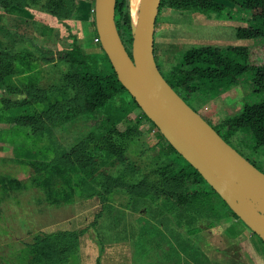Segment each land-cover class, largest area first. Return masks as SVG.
Listing matches in <instances>:
<instances>
[{
  "label": "rangeland",
  "instance_id": "374dc122",
  "mask_svg": "<svg viewBox=\"0 0 264 264\" xmlns=\"http://www.w3.org/2000/svg\"><path fill=\"white\" fill-rule=\"evenodd\" d=\"M212 1L233 17L220 21L193 6L181 9L173 2L160 6L153 52L162 76L184 51L199 46H248L249 65L264 64L252 49L261 45L260 40L234 38L240 11L224 1ZM26 2L31 4L26 10L0 11V52L10 57L0 81V264H27L29 256L21 254L32 238L54 233L76 235L65 264H212L220 243L213 236L209 239L208 228L222 232L225 226L219 215L179 208L173 200L146 191L150 185L156 187L154 157L162 143L156 130L139 122V111L132 109L117 123L115 133L106 134L101 112L81 110V96L70 75L83 69L80 55L98 50L87 37L91 26L71 20L45 22L35 13L45 1ZM125 12L131 35L129 0ZM71 49L66 63L60 56ZM93 70L110 71L107 64ZM200 99L195 98L192 107L217 127L242 104L264 97L247 80H240L212 100ZM227 142L264 173V144L254 148L240 132ZM211 202L222 209L213 197ZM249 242L260 246L255 236ZM250 247L249 253L237 244L224 248L223 264H264Z\"/></svg>",
  "mask_w": 264,
  "mask_h": 264
},
{
  "label": "trees",
  "instance_id": "16d2710c",
  "mask_svg": "<svg viewBox=\"0 0 264 264\" xmlns=\"http://www.w3.org/2000/svg\"><path fill=\"white\" fill-rule=\"evenodd\" d=\"M43 1H45L46 6L44 8L38 6L37 9L57 20H67L73 13L74 0ZM125 1L115 0L114 25L121 43L130 56V50L126 47V45L130 47L131 35L128 15L125 12ZM221 1L229 3L240 11V16L237 20L235 19L238 25L234 28V38L237 41L260 40L261 45L252 46V49L254 55H257L263 61L264 0ZM170 2L181 9L193 6L206 14H213L214 18L220 21L233 17L221 3L212 0H160L159 8L162 4ZM28 6H31V4H27L26 0H0V11L5 13L13 8L23 9ZM88 37L91 40L97 38L94 29ZM97 46L98 50L93 54L86 57L80 55L79 63L83 64V69H74L70 79L81 96V110L86 114L101 112V128L105 130L106 134H113L115 133V126L124 118L127 111L132 109L139 111V109L118 83L106 56L98 44ZM250 49L248 46H227L223 49L211 46L191 47L182 53L179 62L166 76L160 75L167 85L194 112L196 111L191 103L195 98H201V102L212 100L235 87L240 80H247L251 88L253 87L256 92H261L264 97V64L249 65ZM71 51L72 49L64 51L60 59L68 63L70 55L66 52ZM6 60L9 61L10 57L4 52H0V81L4 76L3 69ZM86 61L88 64L85 63ZM97 64H107L110 69L109 73L95 72L93 67ZM138 120L139 122H148L155 129L140 111ZM212 129L228 145H230L227 142L228 138L236 132H240L247 139H250L254 148L263 145L264 99L254 104H242L235 115L226 118ZM156 133L158 140L162 142L154 157L158 162V168L155 171L156 187L150 185L146 188V191L156 194L160 198L173 200L179 208L184 205L204 215H219L218 217L223 222L231 219L247 229L206 185L197 172L165 142L157 130ZM78 160L81 159L78 158ZM248 162L252 164L250 161ZM77 164L81 168H86L81 161H77ZM253 166L261 171L255 165ZM102 181L107 183L109 180L102 178ZM211 197L219 203L222 209L215 207V204L211 202ZM72 235L66 236L59 233L46 235L45 237H37L36 235L32 238V243L26 246L21 256H29L27 264H65L66 254L71 250L74 238H76V235ZM257 240L261 243L258 238Z\"/></svg>",
  "mask_w": 264,
  "mask_h": 264
},
{
  "label": "water",
  "instance_id": "95a60500",
  "mask_svg": "<svg viewBox=\"0 0 264 264\" xmlns=\"http://www.w3.org/2000/svg\"><path fill=\"white\" fill-rule=\"evenodd\" d=\"M159 4L139 0L129 56L114 25L115 0H93L99 48L139 111L264 246V174L225 143L160 75L153 57Z\"/></svg>",
  "mask_w": 264,
  "mask_h": 264
},
{
  "label": "crops",
  "instance_id": "0c3cea01",
  "mask_svg": "<svg viewBox=\"0 0 264 264\" xmlns=\"http://www.w3.org/2000/svg\"><path fill=\"white\" fill-rule=\"evenodd\" d=\"M25 9V8H23ZM15 10H18L17 12H20L22 9H10L7 11H13L15 12ZM26 10V9H25ZM93 10V0H74L73 1V13L71 15V17L67 20H71V21H75L77 23H79L81 21L82 22H87L89 24V26H91V29H88L87 33V37L90 35V33H92V30L94 29L93 27V13H91V11ZM35 13H37V18L42 19L45 22H49V21H53L55 24L57 22V19H55L54 17H52L51 15L40 11L37 9V11H35ZM30 17L34 15H29ZM66 21V20H65ZM54 32H56V29L54 30ZM223 225L225 227L222 228V232L221 230L219 231H214V227H210L208 228V230L210 229L211 231V235L210 238L213 236L214 239L217 238V242L220 243L219 244V253H216L215 256L212 257L211 259V263L212 264H223L225 262V260H227L226 254L225 253V249L228 246L232 247L234 244H237V248H240L241 251L245 250L244 253H249V247L250 249H254L255 252L259 255H261V257L264 259V246L263 244H261L257 238L256 240L258 241V244H253L250 241V239L252 238V234L249 232H246L245 228H243L241 225L237 224L235 221L229 219V221H224ZM220 226V225H219ZM217 232V233H216ZM220 232V233H219ZM216 233V234H215ZM217 235V236H216ZM236 246V245H235ZM239 251V250H238ZM232 264L234 263L233 261L231 262Z\"/></svg>",
  "mask_w": 264,
  "mask_h": 264
},
{
  "label": "bare ground",
  "instance_id": "6f19581e",
  "mask_svg": "<svg viewBox=\"0 0 264 264\" xmlns=\"http://www.w3.org/2000/svg\"><path fill=\"white\" fill-rule=\"evenodd\" d=\"M138 3H139V0H129V7H130L132 19H133V21H132L133 25H134V22H135V19H136Z\"/></svg>",
  "mask_w": 264,
  "mask_h": 264
},
{
  "label": "built area",
  "instance_id": "2783aa9c",
  "mask_svg": "<svg viewBox=\"0 0 264 264\" xmlns=\"http://www.w3.org/2000/svg\"><path fill=\"white\" fill-rule=\"evenodd\" d=\"M91 13H93V10L91 11ZM95 44H98V40H97V38H93V40H92Z\"/></svg>",
  "mask_w": 264,
  "mask_h": 264
}]
</instances>
